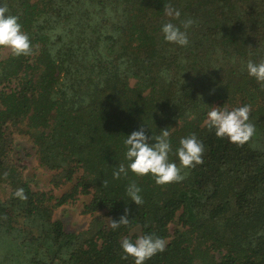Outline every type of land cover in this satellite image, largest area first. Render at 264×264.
Returning <instances> with one entry per match:
<instances>
[{"label": "trees", "instance_id": "1", "mask_svg": "<svg viewBox=\"0 0 264 264\" xmlns=\"http://www.w3.org/2000/svg\"><path fill=\"white\" fill-rule=\"evenodd\" d=\"M31 41L29 55L0 46V264H134L120 243L155 234L166 248L145 264H264V0H4ZM2 6V5H0ZM178 9L179 19L164 8ZM192 18L190 43L163 40L161 25ZM248 105L243 145L207 127L213 106ZM168 128L173 152L195 133L202 163L181 181L113 178L123 140ZM32 141L61 195L36 190L16 162L15 134ZM141 188L142 203L126 187ZM23 188L26 199L15 196ZM91 195L89 226L68 230L52 209ZM38 215H45L37 220ZM122 215L128 225L113 230Z\"/></svg>", "mask_w": 264, "mask_h": 264}, {"label": "clouds", "instance_id": "2", "mask_svg": "<svg viewBox=\"0 0 264 264\" xmlns=\"http://www.w3.org/2000/svg\"><path fill=\"white\" fill-rule=\"evenodd\" d=\"M0 46L10 48L15 56L29 55L31 41L23 31V26L16 15L9 14V8L4 0H0ZM165 14L179 19L181 13L178 9L171 7L164 8ZM194 20L187 18L180 20L179 24L171 21L161 25L163 40L170 44L181 47L190 43L188 29L193 25ZM248 75L254 77L259 83H264V59L259 62L248 60L244 66ZM207 127L215 130L218 138H227L230 142L243 145L255 134V125L250 122V107L243 105L229 110L222 106H213L206 116ZM125 152V163H120L118 168L113 170V178L119 179L121 175L127 176L131 171L138 176L151 175L156 184L164 185L171 182L181 181L183 169L193 168L202 163L205 145L195 133L181 137L179 145L175 149V156L178 163L170 159L173 152L168 128L161 129L159 134H152L150 137L143 127L132 131L123 140ZM141 188L134 182L126 187L127 199L137 205L142 203ZM15 196L26 199L23 188H18ZM129 218L122 215L119 220H111L113 230L121 225H128ZM120 246L125 253V258L133 257L134 264H145L147 260L166 248L164 238L149 233L122 239Z\"/></svg>", "mask_w": 264, "mask_h": 264}, {"label": "rangeland", "instance_id": "3", "mask_svg": "<svg viewBox=\"0 0 264 264\" xmlns=\"http://www.w3.org/2000/svg\"><path fill=\"white\" fill-rule=\"evenodd\" d=\"M12 50L5 48L3 50V56H8ZM15 150L11 153L12 158L17 162L18 159L20 165L26 166L22 168L24 178L30 181L32 187L36 190H43L54 195H61L66 192L70 185H63L61 187H55L53 184V176L55 171L48 170L44 166H40L39 161L32 154V141L28 136L22 134H15ZM91 199V195H84L78 197L75 202L67 205L52 209V216L54 219H60L64 222L66 228L71 231H81L89 226L91 215L83 212L85 203H88ZM47 218L45 215H38L37 220L41 223V218ZM26 261L22 260L25 264ZM8 264H13L8 262Z\"/></svg>", "mask_w": 264, "mask_h": 264}]
</instances>
